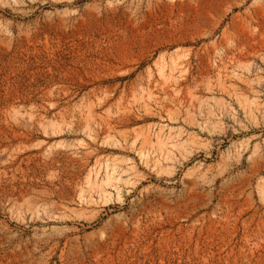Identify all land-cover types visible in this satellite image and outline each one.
I'll return each instance as SVG.
<instances>
[{"label": "rangeland", "instance_id": "obj_1", "mask_svg": "<svg viewBox=\"0 0 264 264\" xmlns=\"http://www.w3.org/2000/svg\"><path fill=\"white\" fill-rule=\"evenodd\" d=\"M0 264H264V0H0Z\"/></svg>", "mask_w": 264, "mask_h": 264}]
</instances>
